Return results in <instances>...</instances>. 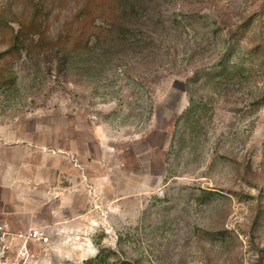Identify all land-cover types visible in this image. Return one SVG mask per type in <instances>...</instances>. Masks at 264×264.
<instances>
[{
  "label": "rangeland",
  "instance_id": "1",
  "mask_svg": "<svg viewBox=\"0 0 264 264\" xmlns=\"http://www.w3.org/2000/svg\"><path fill=\"white\" fill-rule=\"evenodd\" d=\"M9 144L73 167L23 182L30 264H264V0H0Z\"/></svg>",
  "mask_w": 264,
  "mask_h": 264
},
{
  "label": "crops",
  "instance_id": "2",
  "mask_svg": "<svg viewBox=\"0 0 264 264\" xmlns=\"http://www.w3.org/2000/svg\"><path fill=\"white\" fill-rule=\"evenodd\" d=\"M6 149L9 153L13 154V158L15 157L16 160L12 162H8L6 166L8 169L5 171L3 170V174L0 176V184L2 188H0V194L3 196L4 203L7 205V215L3 218V220L11 225L14 229L23 230L26 226H33L31 228H37L39 226H43L42 222L44 221L40 214L37 213L35 217L34 215L28 217V215H24L21 212V203L18 200L19 195H21V187H23L24 181H46L43 186L45 188L48 183L55 189L58 188L59 182V175L65 172L67 175L73 173L72 164L70 165L71 161L63 155H53L50 153H43L35 150L34 147L29 148L26 145H14L9 144L6 145ZM50 154V157L46 164L44 165L41 162L42 158H46V156ZM68 160V161H65ZM80 164H83V161L77 159ZM70 162V163H68ZM36 165H38L36 167ZM35 187V186H34ZM43 188V187H42ZM66 188V187H65ZM34 189V188H33ZM38 189H41L39 186ZM53 189V188H52ZM66 190V189H65ZM57 193H61L56 191ZM71 199L74 197H70ZM54 223V222H52ZM49 224L48 226H53ZM55 223H57L55 221ZM54 223V230H57L58 225ZM56 228V229H55ZM30 229V228H29Z\"/></svg>",
  "mask_w": 264,
  "mask_h": 264
},
{
  "label": "built area",
  "instance_id": "3",
  "mask_svg": "<svg viewBox=\"0 0 264 264\" xmlns=\"http://www.w3.org/2000/svg\"><path fill=\"white\" fill-rule=\"evenodd\" d=\"M47 241L42 227L18 230L0 222V264H30V243Z\"/></svg>",
  "mask_w": 264,
  "mask_h": 264
},
{
  "label": "trees",
  "instance_id": "4",
  "mask_svg": "<svg viewBox=\"0 0 264 264\" xmlns=\"http://www.w3.org/2000/svg\"><path fill=\"white\" fill-rule=\"evenodd\" d=\"M234 46H230V50L232 51ZM232 53V52H231ZM221 72L224 76L227 77H235L243 75L245 71V67L242 63H232L230 61H222L221 63ZM198 105L196 106L193 101L190 109L188 110L189 115H196L198 111ZM86 264H107L106 259L104 258L103 252H100L95 259L88 261Z\"/></svg>",
  "mask_w": 264,
  "mask_h": 264
}]
</instances>
